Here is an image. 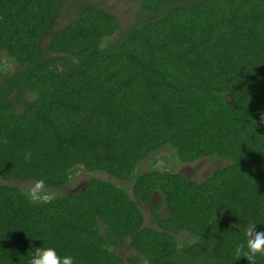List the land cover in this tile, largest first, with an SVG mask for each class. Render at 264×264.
I'll return each instance as SVG.
<instances>
[{"label":"trees","instance_id":"trees-1","mask_svg":"<svg viewBox=\"0 0 264 264\" xmlns=\"http://www.w3.org/2000/svg\"><path fill=\"white\" fill-rule=\"evenodd\" d=\"M137 16L123 30L90 0H0L17 64L0 80V264L42 243L74 264H249L233 249L264 223V0H138ZM165 147L217 165L140 169ZM78 169L109 177L39 204L3 179L61 191Z\"/></svg>","mask_w":264,"mask_h":264},{"label":"rangeland","instance_id":"rangeland-1","mask_svg":"<svg viewBox=\"0 0 264 264\" xmlns=\"http://www.w3.org/2000/svg\"><path fill=\"white\" fill-rule=\"evenodd\" d=\"M103 8H106L112 12H114L122 21L123 30L129 27L136 19L137 16V1L138 0H90ZM76 3L75 2H68L60 8L59 17H58V25H64L68 20H70L75 13ZM48 42V38H46L43 42L46 45ZM17 69V64L13 62L5 53L0 54V80ZM152 165L158 166L160 168H167L172 169L174 171L181 172L190 178L195 179H202L208 176L213 167L217 165L216 161L210 160L208 158H201L195 162L189 163H180L177 159L176 154L170 148H162L160 149L159 153L157 154V161L154 164L151 156H149L146 160H143L140 163V169L145 171L148 170ZM92 175H96L99 177L108 178V174L104 173H97L92 174L83 169H78L74 172L72 182L67 186L63 187V189L55 190V189H47L42 188L41 191L55 195L60 194L62 192L70 193L80 189L84 184H86ZM6 182L16 184L23 189H26L30 184L33 182L25 179L20 178L18 180L15 179H7L3 178ZM157 198L154 197L150 203H144L143 201H139L144 215H145V224L153 225L154 223L151 221V205L152 203L156 202ZM185 236L184 234H182ZM122 252L127 251L125 249Z\"/></svg>","mask_w":264,"mask_h":264},{"label":"clouds","instance_id":"clouds-1","mask_svg":"<svg viewBox=\"0 0 264 264\" xmlns=\"http://www.w3.org/2000/svg\"><path fill=\"white\" fill-rule=\"evenodd\" d=\"M264 122V117H262ZM44 186L42 179H36L26 189L22 190L26 199L32 203H47L52 199V195L42 192ZM264 223L249 222L243 226V240L233 249V255L239 260L246 257L249 264H254L255 258L264 256V229L257 230V224ZM27 264H74V258L70 254H59L56 247L50 244H41L32 249Z\"/></svg>","mask_w":264,"mask_h":264}]
</instances>
